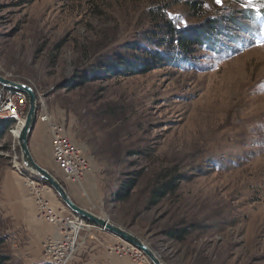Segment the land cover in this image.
Returning a JSON list of instances; mask_svg holds the SVG:
<instances>
[{"label":"rangeland","instance_id":"374dc122","mask_svg":"<svg viewBox=\"0 0 264 264\" xmlns=\"http://www.w3.org/2000/svg\"><path fill=\"white\" fill-rule=\"evenodd\" d=\"M186 1L0 0V73L30 85L89 159L90 173L67 182L51 160L48 125L36 119L31 154L77 205L139 237L164 264H264V0H206L212 19L238 23L222 22L228 33L220 39H234L226 44L232 50L199 48L190 66L168 62L141 74L103 70L155 30L154 16L197 25ZM8 92L0 88V103ZM14 143L11 134L0 141L3 252L10 264H51L42 242L58 236L35 218L22 179L28 171L11 163L20 157ZM174 173L178 188L152 203L160 176ZM131 178L136 187L118 200ZM44 183L51 205L72 219ZM84 221L91 226L66 264H152L133 244ZM181 227L188 229L183 240L168 237ZM124 242L129 250L108 253Z\"/></svg>","mask_w":264,"mask_h":264},{"label":"trees","instance_id":"16d2710c","mask_svg":"<svg viewBox=\"0 0 264 264\" xmlns=\"http://www.w3.org/2000/svg\"><path fill=\"white\" fill-rule=\"evenodd\" d=\"M206 0H187L186 5L190 11H196L198 24L193 26L176 25L173 20L168 19L165 15L154 16L153 25L155 30L147 33L143 38V41L139 44L129 45L127 52L131 55L127 56L126 53H118L115 60H111V64L106 65V69H103L105 73L128 75L135 73H146L154 69L159 64L164 63H176L181 61L185 65H192L194 60V54L197 49L212 50L213 53L218 54L219 49L226 48V44L229 42H235V40L220 39V36H226L228 32H225L226 27L222 25L224 22L234 23L230 18L220 16L218 19H212L213 15H207L205 11ZM253 13V11H250ZM264 17V10L260 12ZM248 20L256 23L255 17H248ZM202 21V22H201ZM223 22V23H222ZM245 30V29H244ZM243 31V30H242ZM232 50V49H228ZM109 75V74H107ZM88 80V77H82L80 80H73L70 86H77ZM1 88V86H0ZM6 91H13L6 88ZM13 120L2 116L0 117V141L8 134V129L13 125ZM1 150H8V145L3 144ZM163 175V177H166ZM160 178L157 184L150 191V198L152 203H157L167 195L173 193L179 186L180 175L174 173L169 178ZM138 181L135 178H131L124 182L122 190L116 195L118 200L127 198L133 188L136 187ZM188 234L186 227L173 228L168 232V237L174 240H183ZM3 239L0 238V264H10V256L3 252Z\"/></svg>","mask_w":264,"mask_h":264},{"label":"built area","instance_id":"2783aa9c","mask_svg":"<svg viewBox=\"0 0 264 264\" xmlns=\"http://www.w3.org/2000/svg\"><path fill=\"white\" fill-rule=\"evenodd\" d=\"M26 106V95L14 90L9 91L6 98L0 103V111L14 122L8 129V135L11 134L15 140L17 137L14 131L17 130L19 132L20 130V122L24 118ZM36 119L39 123L48 125L51 139V159L57 171L69 183L76 184L81 182L90 173L91 163L65 130L64 122L56 121L47 112V108L40 100H37ZM15 146L16 143L13 144V147ZM16 161L18 165H15ZM11 163L16 168V171L22 174L23 167L18 155L14 154ZM23 175L22 179L26 193L35 203V218L52 225L58 236L47 237L42 242L43 255L46 257L48 263L66 264L73 255L76 239L80 235V232L91 225L85 223L83 219L76 215L72 219L64 218L62 210L54 208L47 199V185L29 172ZM129 248V243L115 247L110 246L108 253L117 252L118 250H129ZM135 253L138 256L142 255L139 250H136Z\"/></svg>","mask_w":264,"mask_h":264},{"label":"water","instance_id":"95a60500","mask_svg":"<svg viewBox=\"0 0 264 264\" xmlns=\"http://www.w3.org/2000/svg\"><path fill=\"white\" fill-rule=\"evenodd\" d=\"M0 86L2 88L22 92L27 97L26 112L18 137L16 138V144L20 152L19 159L23 169L46 182L70 213L86 221L92 222L94 225H97L115 236L133 244L148 257L152 264H164L159 256L139 237L110 222L107 218L99 216L88 209L77 205L71 199L61 182L50 171L34 160L29 148L28 138L36 124L37 96L30 85L9 79L1 73Z\"/></svg>","mask_w":264,"mask_h":264},{"label":"snow or ice","instance_id":"6c2138e0","mask_svg":"<svg viewBox=\"0 0 264 264\" xmlns=\"http://www.w3.org/2000/svg\"><path fill=\"white\" fill-rule=\"evenodd\" d=\"M215 3L217 5H220L222 3V0H215ZM247 3L251 5L253 3V0H247ZM262 7H264V5H262ZM260 46H264V39L261 40Z\"/></svg>","mask_w":264,"mask_h":264},{"label":"bare ground","instance_id":"6f19581e","mask_svg":"<svg viewBox=\"0 0 264 264\" xmlns=\"http://www.w3.org/2000/svg\"><path fill=\"white\" fill-rule=\"evenodd\" d=\"M22 123H23V120L20 122V124L22 125ZM18 133H19V132H17V130L14 131V134L16 135V137H18ZM15 165H18L17 161L15 162ZM126 243H127V242H126Z\"/></svg>","mask_w":264,"mask_h":264},{"label":"crops","instance_id":"0c3cea01","mask_svg":"<svg viewBox=\"0 0 264 264\" xmlns=\"http://www.w3.org/2000/svg\"><path fill=\"white\" fill-rule=\"evenodd\" d=\"M50 154H51V143H50ZM51 160H52V159H51ZM28 198H29V197H28ZM47 199H48V198H47ZM30 200H31V197H30ZM31 201H32V200H31ZM49 201H50V200H49ZM50 204H51V203H50ZM50 228H51L50 231L54 233L55 231L52 229V227H50Z\"/></svg>","mask_w":264,"mask_h":264}]
</instances>
